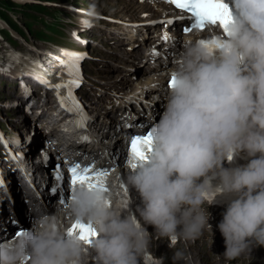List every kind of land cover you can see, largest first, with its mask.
I'll use <instances>...</instances> for the list:
<instances>
[{
	"label": "clouds",
	"instance_id": "obj_1",
	"mask_svg": "<svg viewBox=\"0 0 264 264\" xmlns=\"http://www.w3.org/2000/svg\"><path fill=\"white\" fill-rule=\"evenodd\" d=\"M232 8L230 34L186 42L176 60L164 110L149 131L152 150L125 179L140 197L138 215L110 206L108 187L78 185L60 209L70 226L38 215L31 228L0 242V264H140L151 244L146 225L169 247L206 229L213 236L207 208L219 191L236 196L217 225L224 258L264 247V0H232ZM240 151L250 158L246 166H223ZM75 222L95 230L90 244L69 234ZM165 258L186 259L181 250Z\"/></svg>",
	"mask_w": 264,
	"mask_h": 264
},
{
	"label": "rangeland",
	"instance_id": "obj_2",
	"mask_svg": "<svg viewBox=\"0 0 264 264\" xmlns=\"http://www.w3.org/2000/svg\"><path fill=\"white\" fill-rule=\"evenodd\" d=\"M87 2H90L89 5L84 4ZM68 3H74V0H68ZM80 4L83 5L82 7L87 13H91V11L89 10L90 7L93 6L92 0H78V5ZM147 4L148 3H146V1L144 0H102L100 6L101 8H103V10L98 6L94 5V7L97 8L98 14L102 13L106 17L111 16L112 19L106 20L100 17H91L89 14H87L85 16L89 20V26L78 30V33L83 39L84 47L74 44L70 40L68 41L70 46H75L76 48H85V51L93 52L97 57L100 58L99 61L92 62L88 65V71L92 74L90 80L100 89H106V87L119 85L120 78L122 79L126 74L125 67L130 65L129 59L138 58L133 54L137 52V50H142L144 45L147 44L146 42L150 41L148 40L143 45H141V41L138 40L135 43L139 45H135L134 47L128 39V35L130 33H133V35H140L144 30H146V28L148 29V33H154L151 30L152 24H150L146 20V16H144V13H146L145 10ZM54 6L55 7H48V9L50 8L52 10L51 12L54 14H56L55 12H57V10H63V7H58L57 5ZM64 10L65 13L62 14L66 16V19L62 26L58 25V21L56 19H49L47 16L46 20H50L51 22L56 23V25L58 26L57 28L66 33V38H69L68 29H70V26L73 24L68 23V17L71 16V18L75 23H77V25H80L81 23L79 22V20H76L71 13H69L70 11H68L67 8H65ZM153 11L157 12V10L155 9L151 12ZM11 14L16 17L14 13L11 12ZM106 65H109L112 70H109ZM140 65L141 69L143 65ZM8 85L11 84L8 83L7 77L0 78V97L3 100L5 99L3 104L9 106V108L3 107L4 109H1L0 120L5 127H17V129L21 130L23 134H26L28 131H30L31 125L35 122V111L37 105L34 103L28 104L27 106L23 105L24 103L23 101H21V99H24L25 96L22 92H20L19 87H8ZM89 91V93L91 94L92 88H90ZM93 91L96 92L98 90L93 88ZM34 94L37 96L36 90H34ZM42 98L43 96L41 97V99ZM31 102L32 101H30L29 103ZM33 215H36V213H34ZM10 218L15 221L11 215L8 219L10 220ZM9 220L8 222H10ZM20 223H22L21 226H26L27 224L26 221H21ZM162 250L163 248H159L157 251L161 252ZM195 259L200 260L201 264H218L217 257H214L212 259L206 257L203 250L199 251ZM193 264L198 263L195 262ZM221 264L224 263L221 262ZM232 264L241 263L236 262ZM253 264H257V262Z\"/></svg>",
	"mask_w": 264,
	"mask_h": 264
},
{
	"label": "snow or ice",
	"instance_id": "obj_3",
	"mask_svg": "<svg viewBox=\"0 0 264 264\" xmlns=\"http://www.w3.org/2000/svg\"><path fill=\"white\" fill-rule=\"evenodd\" d=\"M166 2L175 5L179 9L187 10L191 16L195 17L193 28H204L206 24H219L226 34L229 33V24L231 22V15L228 6L224 3V0H166ZM86 23V22H85ZM171 23V21H169ZM185 32L191 31L190 28H185ZM167 39V37H165ZM203 42V41H202ZM66 56L75 57L76 59L69 63L67 60L59 59L58 63L64 68V72L69 79L62 81L61 83L51 84L52 87L57 91L60 98L61 106L66 107L70 112L79 111L81 106L79 101L76 99L74 89L79 88L82 80L80 77V65L79 59H82V54L78 53H65ZM174 82V74L168 81V86H172ZM65 89V93L61 94L60 90ZM78 126H83L82 121H77ZM83 140H87V137H82ZM152 150L151 133L143 136H133L130 143V154L131 160L129 164L132 168H135L139 163L144 162L146 154ZM47 159V157H45ZM70 173L69 186L71 189H75L78 185H86L90 190L100 188L104 190V184L102 177L107 175L106 171L93 170L89 167H81L79 164H73L67 169ZM55 179L58 182L52 188L53 192H56L59 188V181L63 179V175L59 169V166L55 170ZM0 184L3 181L0 180ZM60 203H64V197L61 195ZM17 223V221H12ZM23 230H19L15 235H20ZM70 235H77L79 239L85 243L90 244L93 237H95V230L87 224L81 222H75L69 229Z\"/></svg>",
	"mask_w": 264,
	"mask_h": 264
},
{
	"label": "bare ground",
	"instance_id": "obj_4",
	"mask_svg": "<svg viewBox=\"0 0 264 264\" xmlns=\"http://www.w3.org/2000/svg\"><path fill=\"white\" fill-rule=\"evenodd\" d=\"M131 2V1H130ZM138 2V1H137ZM111 3V2H110ZM118 3V2H117ZM144 3V2H143ZM126 4H128V3H126ZM145 4V3H144ZM110 6V5H109ZM143 6V5H142ZM158 6H161L162 7V10H159V11H161V12H163V11H166V10H169V9H171V7L170 6H168V5H164V4H158ZM105 7V6H104ZM115 7V6H114ZM129 7V6H128ZM144 9V8H143ZM157 10V11H158ZM146 18H149L150 16H151V12L149 11V6H147L146 5ZM173 15H175V13H173ZM123 16V15H122ZM71 17V16H70ZM132 35H133V33H130L129 35H128V39H129V41H131L132 40ZM145 35H147V32H146V34H144V33H142V34H140L139 36H142V37H145ZM75 44V43H74ZM107 66V68L109 69V70H112L111 69V67L109 66V65H106ZM140 64L139 65H137L136 66V69L139 71L140 70ZM142 68H143V66H142ZM128 71H133V67H129L128 68ZM113 73V72H112ZM111 73V74H112ZM134 75H136V73H133ZM125 80H127V79H125ZM130 82H132V80H130ZM130 85V84H129ZM142 90H143V93L145 94V95H152V90H151V87H142ZM48 96L44 99V103H47L48 102ZM126 105L127 104H125V107H126ZM123 115H125V116H121V115H119V117L117 118V123H121L122 124V126L123 125H125L126 127H132V125H133V119H132V117H131V115H130V111L129 110H127L126 112H124L123 113ZM107 124H110L111 125V121L109 120V118H106L105 119V122H99L98 120H96L95 121V125L97 126V125H99L100 126V129H101V133L100 134H97L96 136H97V140L96 141H94L92 144H90V145H88L87 146V150L89 151V152H98V150L99 149H101L102 147H106L108 150H111V151H113L112 150V148H114V147H118V146H120V140H121V137H117V136H115L112 132H111V130H110V134H111V136H110V139H109V141H106L105 139H104V137H103V126H105V125H107ZM18 168H21V166H18ZM24 184V183H23ZM24 187H26L25 185L23 186V188ZM22 188V187H21ZM11 195H12V197H14L15 198V201H16V203H18L19 205H21V207L23 208V204H22V201L20 200V199H18L19 198V195L16 193V192H11ZM32 200H33V198H32ZM35 202H38V201H35ZM5 205H6V207L4 208V211L2 212V216L4 217V219H6V220H8V215H7V212H9V215H11L12 216V218L15 220V221H17V223H18V225L19 226H21V224L22 223H20V219L18 218V217H15L14 216V213H13V210H12V206H11V203L9 202V201H5ZM32 213L33 212H31V215H32ZM6 216V217H5ZM23 217V216H22ZM22 219H25L24 217L22 218Z\"/></svg>",
	"mask_w": 264,
	"mask_h": 264
},
{
	"label": "trees",
	"instance_id": "obj_5",
	"mask_svg": "<svg viewBox=\"0 0 264 264\" xmlns=\"http://www.w3.org/2000/svg\"><path fill=\"white\" fill-rule=\"evenodd\" d=\"M17 7H21L22 10L30 8L29 4L19 5L17 3L12 2L11 0H0V15L11 22V19L5 12V9L16 10ZM12 206V205H11ZM14 206H12L13 209Z\"/></svg>",
	"mask_w": 264,
	"mask_h": 264
},
{
	"label": "water",
	"instance_id": "obj_6",
	"mask_svg": "<svg viewBox=\"0 0 264 264\" xmlns=\"http://www.w3.org/2000/svg\"><path fill=\"white\" fill-rule=\"evenodd\" d=\"M15 227H16V226H15ZM15 227H12V228H11V233L14 231Z\"/></svg>",
	"mask_w": 264,
	"mask_h": 264
}]
</instances>
